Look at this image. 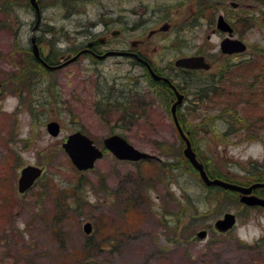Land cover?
<instances>
[{
	"label": "rangeland",
	"instance_id": "374dc122",
	"mask_svg": "<svg viewBox=\"0 0 264 264\" xmlns=\"http://www.w3.org/2000/svg\"><path fill=\"white\" fill-rule=\"evenodd\" d=\"M39 1L43 17L35 34L44 55L61 56L58 49L67 47L78 51L90 36L115 40L112 33L122 30L129 39L126 48L142 40V53L156 65L174 63L183 57L181 53L202 47L212 67L197 81L210 78L225 63L252 58V64L242 63L237 76H230L233 87L241 88L236 93L250 89L260 95L245 107L246 97L235 98V104L242 105L236 108V117L262 121L250 126L251 136L245 139L244 129L223 135L226 123L217 120L198 132V145L213 172L246 187L264 182L254 178L264 172V81L253 83L258 66L264 65V0H219V4L206 0L203 7L200 0H84L73 14L60 7L59 0ZM29 2L0 0V82L7 87L0 100V264H264V206H247L240 201L242 195L213 194L207 189L185 156H180L182 140L163 99L150 90L143 89L142 97L130 91L141 74L131 58L114 55L92 62L81 57L49 78L41 76L43 83L36 88L32 104L17 109L24 90L32 91L22 72L29 63L23 51L32 48L36 25ZM231 2L240 7L233 9ZM157 9L162 22L138 24ZM220 14L237 23L248 46L243 54L223 55L224 35L213 32ZM166 24L171 27L167 33L171 40L157 43L149 37ZM46 88L51 96L42 110L35 99ZM102 91L111 92L113 100L142 98L144 107L136 110L132 104L108 100L99 111L97 98ZM180 109L178 114H188L190 124L205 114L214 115L191 94ZM127 110L139 115L129 118ZM234 114L235 110L223 113V118L234 121ZM51 121L60 123L59 137L48 133ZM77 131L103 150L105 138L119 134L158 161H123L105 151L94 169L80 172L62 148L65 138ZM170 162L173 169L168 168ZM28 165L43 168V176L21 194L18 181ZM257 165L262 168L256 169ZM256 194L264 198V189H256ZM226 213L237 215V225L221 232L216 222ZM86 222L93 226L89 235L83 229ZM202 230L207 231L205 239L199 237ZM87 243L101 244L102 249L94 252Z\"/></svg>",
	"mask_w": 264,
	"mask_h": 264
},
{
	"label": "flooded vegetation",
	"instance_id": "af4514ba",
	"mask_svg": "<svg viewBox=\"0 0 264 264\" xmlns=\"http://www.w3.org/2000/svg\"><path fill=\"white\" fill-rule=\"evenodd\" d=\"M204 1H206V0H200L202 7L204 5L203 4ZM211 2L213 3V0H211ZM217 4H219V0L217 1ZM212 7H214V6L212 5ZM231 7L233 9H238L240 7V5L238 2H231ZM157 11H158V9L153 10V12L149 11L150 15L147 17H144V18L143 17L140 18L139 21L137 18L138 24L145 27L146 25L151 24L152 21H154V20H155L154 23L162 22L163 19L159 16V14H157ZM202 14H201V17H202ZM262 14L264 17V12ZM137 16L139 17L138 14H137ZM220 16H223L224 19L231 25L232 33L223 31L219 28L218 22H219ZM225 16L226 15H223V14H220L219 16H217L216 24H215L216 27H215V29H213L214 34L224 35L223 40L226 39L227 37H231L233 39H238V40L240 39L244 42L243 37L239 36L238 29L236 28L237 23H235L234 21L230 22L228 20L227 16L226 17ZM156 18H158V19H156ZM242 19H244L245 22L248 21V18H246V17H244ZM118 20L120 22H122L123 24L126 23L125 19L122 16H119ZM164 26H167V24ZM168 26H169V28L166 30L167 32L160 28L159 30L151 31L149 34V37L150 38H153V37L156 38L157 43L158 42L160 43L162 41L164 42L167 40H171V39L167 38V33L171 30L170 25H168ZM107 33L108 32L106 30V31H104L103 35H106ZM112 34L115 35V37H114L115 40H112L106 36H103V37H97V36L87 37L88 41H86V42L84 41L85 43L80 46L81 48H79L78 51H76L74 48L71 49V47H67L66 49H58L61 56H63L64 52L66 54L68 53V56L61 57V56L55 55L53 52H48V54L44 55L41 51V57L48 65H51V66L60 65V64L64 63L65 61H67L68 59H70V58H72L78 54H79V57L77 58V60L75 62L80 60L81 57H86L89 60H91L92 62H96V61L100 62V61L105 59V58H103V56L107 53H110V56L116 55V56H120V57L131 58V62L133 63V65L141 70V74H138L139 75L137 78L138 80L131 87L130 91L132 92V94L136 97H142L143 96L142 94H145L143 89L145 91L150 90L155 94L157 92H156V87H154V84H158V85L166 87L168 89V93L166 94V96H169V100L172 104L177 100V92L185 95V99H184V102H185L190 96V92H188L187 88H185V87H191L195 84L202 82L201 80L197 81L196 77L199 75L201 76L203 73H210L211 72V70L207 71L204 69H189V68L178 67L175 64L177 59L175 60L174 63H173V61H169L166 64L156 65V64H154V62L152 60L149 59V57H147L146 55H144L142 53L141 46L144 43V42H142V40L137 39V40L132 41L131 42L132 48L129 49V48H126L128 43H129V39L127 38V36H125V34L122 32V30L114 31ZM222 41H221V43H222ZM70 44H71V42L68 41L67 45H70ZM90 44H92V45H90ZM106 45H109V46L107 47ZM100 46H102V47L100 48ZM220 46H221V44H220ZM251 50H253V49H251ZM23 52L26 53L27 56L29 55V58H27L29 63L27 65H24L26 68H25V70L22 71L23 77H24V79L26 78V79L30 80L29 83H30V86L32 87V91L30 92V88L24 90L23 97L21 98L22 99V103H21L22 106L20 105L19 108H17L18 110H20V108H23L26 105L32 104L33 94L34 95L36 94V96H37V89L43 83V79L41 76H43L45 74L49 78L50 76H52V73L58 72V70H62L65 67L70 65L69 64V65H67L63 68H60V69H50V68L46 67L40 59L35 57L32 48L29 50L23 51ZM235 55H237V54H235ZM181 56H183V57H192V56L204 57L207 62H209V59H210L208 57V53H205L204 50H202V47H200L199 49H197L194 52L188 53V55L187 54L183 55L181 53ZM225 56H228L230 58L233 56V54L232 55L225 54ZM180 58H182V57H180ZM251 59L252 58H250V57L240 58V59H235V60L232 59L233 61L230 62V65H231L230 70L232 71V75L234 77L237 76L235 74V72H238L242 68V67H240V66H242V63L250 62ZM258 67L260 68V72H259V74H256V76L254 77V81H253L254 84H257L258 79H261V81H264V65H261ZM34 68L36 69V71H34ZM150 68L154 71V73L158 77H160V79L155 78V76L152 73V71L150 70ZM218 69H216L215 73H217ZM165 79H168L171 82V84L168 83L167 81H165ZM253 83L250 82V84H253ZM261 83H263V82H261ZM250 84H248V85H250ZM173 85L175 86V88L177 90H175L173 88ZM55 87L57 89L59 88V81L57 82ZM6 88H7L6 84L3 82H0V100H2V97H4L7 93ZM48 88L41 90L42 91V93H41L42 97L38 96L39 98L35 99V102H36L35 104L37 106H40L42 108V110H44V107H43L44 103L48 104V101H50L51 94H47L45 92V90L46 91L49 90ZM56 93L59 95L60 94L59 90ZM53 96H54V94H52V97ZM184 102H183V104H181V106H179L177 108V112H179L180 107H182L184 105ZM47 131H48V127H47ZM255 194H256V191H255Z\"/></svg>",
	"mask_w": 264,
	"mask_h": 264
},
{
	"label": "water",
	"instance_id": "95a60500",
	"mask_svg": "<svg viewBox=\"0 0 264 264\" xmlns=\"http://www.w3.org/2000/svg\"><path fill=\"white\" fill-rule=\"evenodd\" d=\"M30 3L32 7L35 9L36 17H37L36 25L33 28V36H32L33 52L35 57L40 59L43 62V64L50 69L62 68L76 61L77 58L79 57V54L56 67H51L42 60L40 55V48L39 45L37 44V36L35 34V31L39 27L42 19L41 8L39 5V0H30ZM218 26L221 30L226 32L229 31L232 33V27L224 19L223 16H220ZM167 28L168 26H165L162 28V30H166ZM221 49L223 53L233 54V53L246 51L247 46L241 40L227 37L222 41ZM108 55L110 54L108 53L104 55L103 58ZM176 65L191 69H200V68L207 70L210 69V64L205 61V58L197 57V56L180 58L176 61ZM150 70L152 71L156 79H160V77H158L151 68ZM165 81L170 83L168 79H165ZM173 88L176 90L174 86ZM177 98H178L177 101L174 103L172 107V113H173L174 123L179 131L180 136L183 138L186 144L183 152L185 157L190 161L193 167L199 172L200 177L203 180L204 184L207 186H219L226 190L239 192L242 195L240 199L242 203L249 206L259 205L263 207L264 198L253 195L252 191L257 188H264V183H255L249 187H246L219 178L213 179L209 177L208 173L205 170L204 165L198 160L197 154L192 146V143L188 138L187 134L185 133V131L183 130L176 115V109L180 104L183 103L184 95L177 92ZM48 130L52 136L57 137L61 132L60 124L55 121L50 122L48 124ZM104 147L119 160L136 162L147 159H157L155 155L137 149L135 146L130 144L125 138H123L120 135H111L107 137L104 140ZM63 149L68 154L73 165L79 171L82 172L93 169L96 162L102 159L104 156V150L97 147L94 141L81 131H77L69 135L67 140L63 143ZM42 172H43L42 168H39L37 166L30 165L23 168L18 181V191L20 193H25L26 191H28L34 185L36 180L41 177ZM235 223H236V216L233 213H226L222 219H219L216 222V227L221 232H225L230 230L235 225ZM92 229L93 227L90 222L84 225L85 233L90 234L92 232ZM206 235H207V231L205 230L199 233V237L201 238H205Z\"/></svg>",
	"mask_w": 264,
	"mask_h": 264
},
{
	"label": "trees",
	"instance_id": "16d2710c",
	"mask_svg": "<svg viewBox=\"0 0 264 264\" xmlns=\"http://www.w3.org/2000/svg\"><path fill=\"white\" fill-rule=\"evenodd\" d=\"M84 0H59V2L61 3L60 7H63L65 10L68 11V13L73 14L74 12L79 10L80 7V3L83 2ZM28 2V0H27ZM30 3V2H29ZM82 4V3H81ZM110 24V23H109ZM109 24H107V26L111 27ZM116 24V23H115ZM251 64L253 62H250ZM230 62L225 63L223 66L219 67L217 73L213 74L210 76V78L202 80V82L195 84L193 86H191V89L194 92H190V94L194 97L195 102H198L199 104H201L202 106L206 107V110L208 112H212V114L214 115H210V114H205L204 117L198 119L199 122H197L196 124H194V122L191 121L190 124V119L188 118V114H182L179 113L178 114V119L181 123V125L183 126V129L185 132H187L189 134V139L191 140L193 147L197 153L198 159L204 164L205 169L208 173V175L211 178H220L222 180L228 181V182H233L236 183L233 179L229 178L228 176H223L219 173H215L210 169V162H208L204 156V154L201 152V149L199 148L198 145V132L200 131H205L207 128L206 127H211L213 124L218 123L217 120H221V122H225V128H224V132L223 135H230L235 131H239V129H244V135H240V137L243 138H248L251 136L252 131L250 130V126L251 125H256L259 122H261L262 120H256V121H250L246 118L243 119H239L236 117V108L238 106H242V105H236L235 104V98H239L241 99V97H246L247 100L242 101L243 102V106L245 107L247 106L246 104L250 101L251 99L254 100H258L259 95H256L255 92L250 91V89H243L241 90L242 92L240 93H236L237 89H241L238 87H233L234 82H233V78H231L230 75H232V71L230 70ZM247 67V66H246ZM229 75V76H228ZM239 86V85H236ZM154 87H156V92L158 93V95L163 99V105L165 106V109L168 111H171L170 109V101H169V96H166V94L168 93V89L166 87L160 86L158 84H154ZM229 87H232V89H229ZM98 98H97V108L99 111L104 110V106L105 104L109 101H112V103H116L119 102L121 104H132L133 107H135V109H141L144 107L143 100L142 98L138 99V100H134L132 99L131 96H128L126 98V100L122 99L120 96L116 97V99L113 100V94L111 92H109L108 94L105 93L104 91H102L101 93H98ZM264 94V93H263ZM262 98V94L260 96ZM166 99V101H165ZM245 105V106H244ZM196 108V109H195ZM125 109H130L128 106H125ZM136 109V110H137ZM181 110V109H179ZM193 110L198 111L199 110V106H193ZM235 110V114H234V121H228L227 118H223V113H231L232 111ZM218 111L220 113L216 114L215 112ZM140 113H142L141 111H139ZM126 115H129V118H134L135 115H139L136 112H132L130 113L127 110ZM236 117V119H235ZM233 118V117H232ZM182 140V139H181ZM185 147V142L182 140V144L179 147V152H180V156L183 158L184 154H183V149ZM167 151V150H166ZM170 150H168L167 152L170 153ZM185 158V157H184ZM155 162L157 160H147V162ZM185 162L188 165V167L192 170H194L195 173H198V171L192 166V164L189 162V160L187 158H185ZM168 168L171 167L173 169V162H170L168 164ZM259 166H255V168L257 169ZM262 166L259 167V169H261ZM199 174V173H198ZM256 180L259 181H264V172L257 174L254 177ZM240 184V183H238ZM207 189L211 192H214L213 194H215V191H220L222 192H227L228 194H236L235 192L232 191H228V190H224L220 187H216V186H211V187H207ZM237 195V194H236ZM90 244H94V245H90ZM87 243V248L94 252L99 251L100 249H102L101 244L96 245L95 243ZM88 264H91L90 262H88Z\"/></svg>",
	"mask_w": 264,
	"mask_h": 264
}]
</instances>
